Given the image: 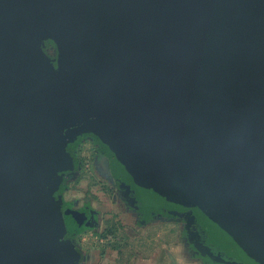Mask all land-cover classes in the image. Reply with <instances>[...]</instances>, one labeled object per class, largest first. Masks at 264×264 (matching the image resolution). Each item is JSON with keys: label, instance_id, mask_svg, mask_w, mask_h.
Instances as JSON below:
<instances>
[{"label": "water", "instance_id": "obj_1", "mask_svg": "<svg viewBox=\"0 0 264 264\" xmlns=\"http://www.w3.org/2000/svg\"><path fill=\"white\" fill-rule=\"evenodd\" d=\"M84 117L106 123L152 198L221 188L264 221V0H0V264L69 254L55 127Z\"/></svg>", "mask_w": 264, "mask_h": 264}, {"label": "rangeland", "instance_id": "obj_2", "mask_svg": "<svg viewBox=\"0 0 264 264\" xmlns=\"http://www.w3.org/2000/svg\"><path fill=\"white\" fill-rule=\"evenodd\" d=\"M47 42L56 41L39 38L55 76L71 81L54 65ZM96 122L101 124L90 117L75 119L63 130L71 170L53 199L88 219L81 227L65 222L56 252L69 254L61 264H136L151 259L153 246H176L175 264L184 258L191 264H264V221L256 213L234 212L233 195L221 188L152 198L148 184L142 185L139 173L113 147L110 128ZM41 235L38 246L51 249L54 240ZM159 257L167 263L166 252Z\"/></svg>", "mask_w": 264, "mask_h": 264}, {"label": "crops", "instance_id": "obj_3", "mask_svg": "<svg viewBox=\"0 0 264 264\" xmlns=\"http://www.w3.org/2000/svg\"><path fill=\"white\" fill-rule=\"evenodd\" d=\"M71 170V169H70ZM63 176H65V174H61V177H62V180H63ZM61 180V181H62ZM142 185L144 186L143 182L141 181ZM62 188V184H60L58 186V188H56V190L54 191L55 192H59ZM53 193V194H54ZM64 211H71L73 213H78V212H75L73 209H69V208H62L61 207V212L63 213ZM79 214V213H78ZM82 215H84V219H83V222L78 226V227H81V225L83 223L86 222V220L88 219V216L86 213H83L82 212ZM153 248H155L154 250L156 251L155 254H153V256L151 257V259L148 261V260H141L140 262H137L136 264H165L164 263V259L165 258H160L159 255L161 252H166V256H167V263L166 264H170V260H171V264H175V257L177 256V248L176 246H153ZM180 258V257H179ZM186 258L183 259V262L181 264H191V262H186Z\"/></svg>", "mask_w": 264, "mask_h": 264}, {"label": "flooded vegetation", "instance_id": "obj_4", "mask_svg": "<svg viewBox=\"0 0 264 264\" xmlns=\"http://www.w3.org/2000/svg\"><path fill=\"white\" fill-rule=\"evenodd\" d=\"M52 40H55L54 38H52ZM56 41V40H55ZM48 44L50 43V44H52V50H53V53H54V57L52 58V60L54 61L53 63H54V65L56 66V68H58V69H60V71L63 73L64 71L65 72H70L71 73V71H69L68 69H67V67H66V65H65V62H64V56H63V53H64V48H63V45H61L58 41H56V43L54 44L53 42H47ZM46 43V44H47ZM47 44V45H48ZM44 54V53H43ZM45 56H46V58H47V60L49 61V64L51 65V67H52V62H51V60H50V57L48 56V55H46V54H44ZM53 68V67H52ZM72 74V73H71ZM59 81H61V82H63V83H66V81H63V79L61 78V80H59ZM97 103V102H96ZM96 103L95 102H92L91 104H89L90 106H92V105H96ZM78 108V107H77ZM77 108L75 107L71 112H75V113H77ZM65 124H61V125H59V126H57V127H55V133L56 134H60V132H61V130H63V128H65ZM66 150V149H65ZM67 172H69V170L68 171H65V172H63L65 175H68V173ZM63 173H60V175L61 174H63ZM65 214H66V211H64L63 212V216H65ZM72 215H73V219H75L76 221V223H78V225H80L83 221H78V218L82 215V214H76V213H73L72 212Z\"/></svg>", "mask_w": 264, "mask_h": 264}, {"label": "trees", "instance_id": "obj_5", "mask_svg": "<svg viewBox=\"0 0 264 264\" xmlns=\"http://www.w3.org/2000/svg\"><path fill=\"white\" fill-rule=\"evenodd\" d=\"M153 195H155V193ZM73 218L74 217L72 215V212H71V215H69L68 211H66V214L64 216V221L66 222V225L68 227H72V226H77L78 225V223L75 222L76 220L73 219ZM56 223L60 224L61 222L56 220ZM48 264H58V262L56 260L50 259V260H48Z\"/></svg>", "mask_w": 264, "mask_h": 264}]
</instances>
